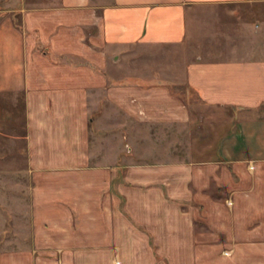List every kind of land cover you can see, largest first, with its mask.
<instances>
[{"label":"crops","instance_id":"crops-1","mask_svg":"<svg viewBox=\"0 0 264 264\" xmlns=\"http://www.w3.org/2000/svg\"><path fill=\"white\" fill-rule=\"evenodd\" d=\"M261 3L0 0V176L33 238L0 264H264ZM200 41L166 73L211 112L194 118L129 51Z\"/></svg>","mask_w":264,"mask_h":264},{"label":"rangeland","instance_id":"rangeland-1","mask_svg":"<svg viewBox=\"0 0 264 264\" xmlns=\"http://www.w3.org/2000/svg\"><path fill=\"white\" fill-rule=\"evenodd\" d=\"M254 8H256V10L259 11H263L264 12V3L262 4H257ZM236 7L235 5H229L226 7H223L222 10L226 11H232L235 10ZM237 10V9H236ZM209 44L208 41H200L198 43L193 44H186V49H183L182 51L180 49H176L177 51H173V49H169L168 52H172L171 55L167 54V51L165 49H158V50H154V51H141V50H134V51H129L132 55H134V59H136V61L131 62L132 65H135V68H140L142 70H153L152 73V78L149 77L148 79H154L155 81L160 80L162 81L163 84H170V86L172 85V89L175 90L177 92V94H180L181 96H183V98H185V102L188 103V106L190 107L193 117L195 118L200 117L202 115H208L211 112L209 110L206 109V106H204V104H202V102H200L199 97L197 96V94L192 91L191 89H188L183 87L184 84H178L177 82H179V80H173L171 79V77L166 74L169 72V70H173L174 65H176L175 63H173V61H171L169 63L170 60L174 59V55L177 54L176 58H177V62H182V60L184 59V57L186 56V54L194 48V47H199V46H204ZM175 52V53H174ZM155 55V60H152L151 62L148 63H142L140 64L139 62V57L140 56H147V55ZM142 57V58H143ZM171 58V59H170ZM170 59V60H169ZM127 58H124L122 61L123 66L126 63ZM183 63V62H182ZM130 64V63H129ZM125 69V66L123 67ZM181 81V80H180ZM175 83V84H174ZM232 115L236 116V111L235 110H231L230 111ZM224 113V112H223ZM222 112H220L218 114V121H220L219 118H224L225 114H223ZM203 124H206L205 119H203ZM220 127V126H219ZM114 126H107L106 129V136L104 138L105 143H107V145L109 143H111V146H113L112 143H114ZM149 127L145 126V125H139L136 127V130H138V134L141 137L144 134H147ZM163 133V132H162ZM162 137L163 135H161V137L159 136V140L157 139L154 142H150L147 143L149 145H155L158 148H162L164 146L163 142H162ZM128 143V139L123 138L122 143L123 144V148L127 149L126 144ZM142 144V143H140ZM144 145H147L146 143H143ZM140 160H148L146 158H140ZM7 178L14 181L15 176L14 175H4V178L2 179V177L0 176V256L2 255L1 253H5L6 251H12V250H18V249H22V248H26V247H31L30 245L33 244V238L31 237L32 235V230L30 225V222L27 220L28 217V210H27V205L25 203H23L21 200H19L20 198L22 200H25L26 197H18L17 200V204H12L13 201V196H17V192L18 189H16L13 185V183H11V187L9 185V183H7ZM5 180V181H4ZM4 181V182H3ZM17 181V180H16ZM11 190H9L10 188ZM17 187V186H16ZM9 201L11 203H9ZM49 240V239H48ZM48 240L46 243H48ZM152 243H153V239H151ZM44 248V247H42ZM36 256L43 258V262L47 261L48 263H51L53 261H56V264H63L66 261H70L72 260L73 264H75V262L82 257V254H74V255H69V258L67 257L66 254H64L61 250L57 251L56 253H48L45 252L44 253H40V254H36ZM72 256V257H70ZM157 257V261H165L166 264H171L169 262V260H167V258L162 255L156 254Z\"/></svg>","mask_w":264,"mask_h":264}]
</instances>
